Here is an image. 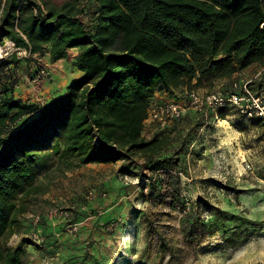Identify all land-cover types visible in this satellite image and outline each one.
<instances>
[{
    "label": "trees",
    "instance_id": "1",
    "mask_svg": "<svg viewBox=\"0 0 264 264\" xmlns=\"http://www.w3.org/2000/svg\"><path fill=\"white\" fill-rule=\"evenodd\" d=\"M84 10L78 0H0V44L9 40L30 53L25 65L16 52L0 59V264H25L26 241L12 246L8 238L22 231L27 200L45 195L69 171L90 163L136 164L145 200H164L171 180L187 172L178 167L183 152L197 148H190L194 134L187 150L175 146L179 125L191 119L201 129L204 121L189 110L145 139L144 120L155 93H182L204 83L210 91L218 82L230 90L240 71L264 66V0H94L88 23L79 17ZM71 48L79 51L75 66L83 74L61 96L40 106L15 95L35 53L49 49L56 62ZM219 116L225 118V112ZM173 206L184 211L188 238L199 229L221 228L224 248L248 239L218 225L221 215L205 221L183 202ZM234 219L249 223L246 217ZM98 223L107 228L114 222L102 217Z\"/></svg>",
    "mask_w": 264,
    "mask_h": 264
},
{
    "label": "rangeland",
    "instance_id": "2",
    "mask_svg": "<svg viewBox=\"0 0 264 264\" xmlns=\"http://www.w3.org/2000/svg\"><path fill=\"white\" fill-rule=\"evenodd\" d=\"M0 49V56L11 58L6 41ZM20 57L21 65H25L27 56ZM31 59L36 63L19 80L17 96L46 100L56 84L63 86L74 76L50 71L57 61L49 64ZM40 65L49 69V78L31 83ZM54 65L59 70L65 68L63 63ZM70 66L73 68L72 63ZM207 89V83L200 87V91ZM177 93H169L166 98ZM224 112L225 118L203 130L191 119L181 122L175 146L187 150L194 134L196 140L190 148L194 144L197 148L193 153L183 152L178 167L187 172L171 180V186L164 190V200H145L142 171L136 164L121 160L115 165L87 164L77 170L76 176L67 172L47 195L27 200L24 227L8 238V244L16 246L26 241L25 264H264V124L231 109ZM90 191L96 196L89 198ZM174 201L180 205L183 202L186 211L201 214L205 221L221 215L218 225L225 226L228 233L242 231L248 239L224 248L221 245L226 235L221 228L199 229L194 239L186 237L182 231L184 211L173 206ZM235 216L246 217L249 223L242 224ZM102 217L114 223L105 228L98 223ZM79 218L78 230L70 233L68 225ZM33 231L45 237L44 244L30 238H34Z\"/></svg>",
    "mask_w": 264,
    "mask_h": 264
},
{
    "label": "built area",
    "instance_id": "3",
    "mask_svg": "<svg viewBox=\"0 0 264 264\" xmlns=\"http://www.w3.org/2000/svg\"><path fill=\"white\" fill-rule=\"evenodd\" d=\"M78 1L80 7L85 9L79 17L82 21L88 23V8L92 6L94 0ZM6 42L11 48L8 55L13 52H16L19 57L21 54L30 55L25 49L16 48L13 42L9 40H6ZM0 59H3V57L0 56ZM255 66H258L255 70L247 68L240 71L237 74V78L232 82L230 90L224 89L219 83L210 91H200V89L185 90L184 93H177L172 98H157L160 94L156 92L150 102L148 115L144 120L143 137L150 139L158 131L171 127L189 110H195L202 114L204 123L201 130L207 126L209 121L210 123L220 121L219 112L228 109L234 110L238 115L246 119H258L264 124V66L257 64ZM250 72L251 74H249ZM49 74V69L45 65H40L30 82L45 80L49 78ZM165 95L167 96V94ZM144 172L148 173V170L144 169ZM95 194L94 191H90L88 197L93 198L96 196ZM99 195L105 196L106 193H100ZM67 212L68 210H65V215ZM39 218L40 215H37V219ZM78 226V222L69 224V232L74 233V231L78 230ZM31 234L34 238H30L38 245L45 243V237L42 234L37 231H33Z\"/></svg>",
    "mask_w": 264,
    "mask_h": 264
},
{
    "label": "crops",
    "instance_id": "4",
    "mask_svg": "<svg viewBox=\"0 0 264 264\" xmlns=\"http://www.w3.org/2000/svg\"><path fill=\"white\" fill-rule=\"evenodd\" d=\"M54 3L58 4L60 3L61 1H58V0H52ZM79 51L77 48H71L69 49L68 51V57L66 59H60V61L58 60L56 63L54 64H58L59 62L60 63H63L65 68H62V69H58L57 67L58 66H55L54 64L52 65L53 67L50 69V71H54L53 73H56L57 75H61V76H67V75H71L73 74L74 76L71 78V80H69V82H67L65 85L61 86L60 83L59 84H56V87H54V89L52 90L51 92V95L50 97H48L46 100H36V99H31V100H28V99H25L21 96H16L17 97H20L22 98L23 100H26V101H30L32 103H36L40 106H43L45 105L46 103L50 102L52 99L56 98V97H59L61 96L64 92H65V89H66V86L71 82L73 81L74 79H77L79 77L82 76V72L79 71L76 66H75V61H76V57L78 55ZM39 56H42V57H39ZM35 60H39V61H44V62H48L49 64H51L52 60H51V56H50V51L49 49H45L44 51L42 52H39V53H35L33 56H32ZM33 63H36L34 60H32V62L30 63L33 64ZM71 63L73 64V68L70 66ZM256 64H253L251 66H249V69L252 68V66H254ZM59 77V76H58ZM160 94L159 97L157 98H164V97H167L165 94L163 95V93H158ZM158 96V95H156ZM36 116V113L34 114H30V115H27V116H24L20 121V125H23L25 122H27L28 120H31L32 118H34ZM116 163L115 162H111V163H107V164H96V163H90L89 165H115ZM84 167V166H83ZM81 169V168H80ZM79 170V169H77ZM77 170H73L70 172V176H76L77 174ZM48 194V193H47ZM46 194V195H47ZM45 196V195H44ZM26 246V243L24 244V247Z\"/></svg>",
    "mask_w": 264,
    "mask_h": 264
},
{
    "label": "bare ground",
    "instance_id": "5",
    "mask_svg": "<svg viewBox=\"0 0 264 264\" xmlns=\"http://www.w3.org/2000/svg\"><path fill=\"white\" fill-rule=\"evenodd\" d=\"M0 51H1V49H0ZM60 61V60H59ZM60 63V62H59Z\"/></svg>",
    "mask_w": 264,
    "mask_h": 264
}]
</instances>
